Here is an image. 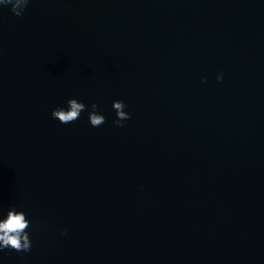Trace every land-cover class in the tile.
<instances>
[{"label": "water", "instance_id": "water-1", "mask_svg": "<svg viewBox=\"0 0 264 264\" xmlns=\"http://www.w3.org/2000/svg\"><path fill=\"white\" fill-rule=\"evenodd\" d=\"M70 98L105 123L53 120ZM11 206L32 247L0 264H264V0L0 8V212Z\"/></svg>", "mask_w": 264, "mask_h": 264}, {"label": "clouds", "instance_id": "clouds-1", "mask_svg": "<svg viewBox=\"0 0 264 264\" xmlns=\"http://www.w3.org/2000/svg\"><path fill=\"white\" fill-rule=\"evenodd\" d=\"M30 3L31 0H0V8L10 7L11 12L20 17ZM216 79L221 81L223 73L217 75ZM126 107L123 100L112 102V109L115 112V119L112 121L114 127H124V122L131 118V114L125 110ZM85 111L88 112L87 119L91 127H100L105 123V117L99 112L96 103H92L89 108L83 101H78L76 98H70L65 106L52 110L51 118L62 125H68L77 121ZM26 217V212L16 206L9 207L6 212H0V252L6 249L17 253L31 251L32 241L29 232L31 221Z\"/></svg>", "mask_w": 264, "mask_h": 264}]
</instances>
